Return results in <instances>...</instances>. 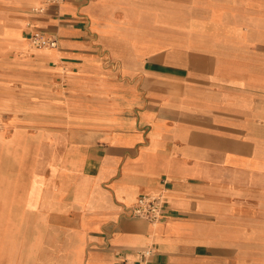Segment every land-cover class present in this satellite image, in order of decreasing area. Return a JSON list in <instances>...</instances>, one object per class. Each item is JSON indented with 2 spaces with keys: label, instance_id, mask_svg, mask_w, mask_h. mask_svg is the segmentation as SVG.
Listing matches in <instances>:
<instances>
[{
  "label": "crops",
  "instance_id": "0c3cea01",
  "mask_svg": "<svg viewBox=\"0 0 264 264\" xmlns=\"http://www.w3.org/2000/svg\"><path fill=\"white\" fill-rule=\"evenodd\" d=\"M31 16L0 72V264H264V0ZM143 196L161 222L131 216Z\"/></svg>",
  "mask_w": 264,
  "mask_h": 264
},
{
  "label": "rangeland",
  "instance_id": "374dc122",
  "mask_svg": "<svg viewBox=\"0 0 264 264\" xmlns=\"http://www.w3.org/2000/svg\"><path fill=\"white\" fill-rule=\"evenodd\" d=\"M39 8H47V5L45 3L37 6L27 5L23 0H0V72H2L1 65L3 62H6L10 58H14L17 54L13 49H9L16 43L14 41L15 38H13L8 32L13 29H19L21 34H23V37H25L24 32L26 28L33 25L31 15L39 14L37 13V9L39 10ZM17 37H19V35ZM22 42L25 43L27 49L30 51L36 50L27 40L22 39ZM1 76H4V74L0 73V86H4L5 90L4 94L0 95V97L6 98V101L4 107L0 105V125L4 121V118L2 117L4 115V113H2L3 109L5 108L7 116L12 115L13 104L15 102L14 83L10 80H5L4 77Z\"/></svg>",
  "mask_w": 264,
  "mask_h": 264
},
{
  "label": "built area",
  "instance_id": "2783aa9c",
  "mask_svg": "<svg viewBox=\"0 0 264 264\" xmlns=\"http://www.w3.org/2000/svg\"><path fill=\"white\" fill-rule=\"evenodd\" d=\"M64 0H44L48 6L59 5ZM47 8L37 9V13H44ZM32 47L39 50H52L58 47V40L55 36L48 35L38 28H34L29 38ZM130 214L133 218L143 219L150 223L161 222L163 214V200L160 196H143L131 207ZM154 254V249L149 247L140 252L144 259L150 258Z\"/></svg>",
  "mask_w": 264,
  "mask_h": 264
},
{
  "label": "bare ground",
  "instance_id": "6f19581e",
  "mask_svg": "<svg viewBox=\"0 0 264 264\" xmlns=\"http://www.w3.org/2000/svg\"><path fill=\"white\" fill-rule=\"evenodd\" d=\"M43 1H44V0H42V4L44 3ZM42 4H41V5H42ZM36 50H39V49H36ZM43 51H48V50H43Z\"/></svg>",
  "mask_w": 264,
  "mask_h": 264
}]
</instances>
